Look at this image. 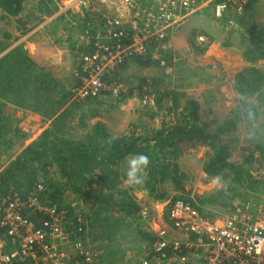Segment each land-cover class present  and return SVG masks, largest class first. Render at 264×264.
<instances>
[{"label": "trees", "instance_id": "obj_1", "mask_svg": "<svg viewBox=\"0 0 264 264\" xmlns=\"http://www.w3.org/2000/svg\"><path fill=\"white\" fill-rule=\"evenodd\" d=\"M25 1L27 0H0V20L9 25L16 18L15 26L17 29L23 27V34L32 29L28 27L31 15L20 18ZM58 1L47 0L48 6L39 5L41 15L34 16L37 17L36 24L44 20V13L51 16L58 10ZM100 6L101 3L94 0L89 7H81L85 8L81 15L88 22L86 34L92 37L105 24V16L113 14L108 6ZM198 34L208 36L204 31H193V44ZM208 38L211 41L209 36ZM17 39L18 37L15 40ZM13 43L12 34L4 28V32L0 34V148H5L4 158L9 162L0 169V201L4 196L17 194L21 203H24L23 213L38 226L44 216L38 212L33 213V207L28 208L27 203L31 198L63 210L69 221L85 217L87 225H84L81 233L83 241H86L89 234H93V240L96 241H112L123 231H131L134 225H137L139 235L153 241V234L140 229L143 214L141 205L133 194L134 188L124 187L126 172L122 165L126 163L127 157L136 153L148 155L151 164L147 169L145 182L135 187L146 191L156 201L168 199L169 192L165 188L168 183L173 184L178 192L174 198L189 201L201 211H204L203 206L207 202L224 207L232 206L231 200L236 195L264 192V180L258 179L251 172V166L259 158L252 151L238 162L235 150L232 149L233 141L228 138L229 134L238 129L244 113H247L245 117L250 125L259 121V106L249 99L264 94V74L256 66L259 60L264 59V48L261 46L263 42L248 46L243 54L251 66L235 76L234 88L240 95L241 103L233 116L225 119L217 128L211 129L208 122H203L199 101L187 99L185 104H181L174 91L170 95L160 94L158 97V106L162 110L164 98H170L172 105L166 107V110L176 114L174 122L167 120L160 128L144 127L140 132L123 135L113 134L100 120L89 124L92 118L100 115L92 98L86 99L87 102L84 103L71 102L64 109L72 97L71 90H65L60 96L55 78L39 68L21 45L4 54ZM156 50L161 52L163 58L153 60L152 53ZM199 52H205V49L199 47ZM173 56L172 51L165 50L159 43H153L146 58L135 56L134 60L142 65H155L164 60L170 65ZM146 83L144 80L143 84ZM140 90L141 95H144L142 87ZM56 97H59L57 101ZM53 100L56 102H51ZM87 104L89 107L83 110ZM17 106L39 113L46 121H51V124L14 155L11 150L18 144L16 136L26 137L16 123L18 119L14 113ZM78 115L77 126L85 130L80 136L74 134L76 125H73ZM260 126L264 127V123ZM110 136L118 137L112 145L106 142ZM201 147L209 149L203 162V171L207 177H231V180L224 186L225 189L219 191L218 196L212 193L190 198L185 195L190 177L181 170L178 161L185 153ZM255 147L262 151L264 157V144L258 142ZM39 183L43 185V189L34 191ZM92 184L96 188H92ZM75 201L89 203V213L86 209L75 206ZM5 232V229L0 228V234ZM85 244L87 245V241Z\"/></svg>", "mask_w": 264, "mask_h": 264}, {"label": "rangeland", "instance_id": "obj_2", "mask_svg": "<svg viewBox=\"0 0 264 264\" xmlns=\"http://www.w3.org/2000/svg\"><path fill=\"white\" fill-rule=\"evenodd\" d=\"M41 1H25V5L28 8L25 9L24 15H31L28 27L33 28L34 25L38 26L46 18L50 17L44 13V20L36 24L37 17L34 16L41 15V12L38 10L39 5L45 7L49 4L47 0L45 2ZM59 1L63 4L70 3L74 7V9L68 10V13L64 14L60 20H65V22L66 20H70L72 32L75 35L78 33L82 34L81 32L88 25V22L81 15V11L85 8L78 7L75 0ZM93 2L94 0H92ZM97 2L101 3L100 7L103 4L108 5L110 3L109 0ZM116 13L113 11L114 15ZM11 22L7 25L4 20H0V34L6 28L12 34V40L16 41L15 39L20 34L18 33L20 29H16L15 21L12 26ZM193 31H197L198 33L206 32L211 41H209L207 36L208 42L199 43L196 40L194 41L195 44H193L191 41ZM259 41L263 42L261 46L264 48V0H255L247 10L245 16L239 19L234 26H226L223 20L216 19L209 10L195 13L177 26L168 41L164 44L165 50H170L174 53L171 64L168 67L172 71H168V68L162 66L160 63L142 65L137 60H134V58L130 59L112 76V78L124 84L122 100L113 97L109 92H105L100 97H97L95 105L99 108L100 115L92 118L89 124L92 125L100 120L108 124V129L116 135L128 134L134 131L140 132L144 127L160 128L164 121L170 120L174 122L177 116L174 112L169 113L166 110V107L172 105L170 98H164L163 103H161L164 106L162 110L158 106V97L160 94L167 96L175 91V97L178 98L181 104H185L187 99L199 101L201 104L200 115L203 122H208L210 128L215 129L225 119L232 117L241 103L240 95L234 88L235 76L241 70L251 66V63L244 59L243 54L248 46H254ZM199 47L205 49V52H199ZM82 52L83 50L80 47L76 48L75 55L78 59L77 65L73 68L71 67L73 59L70 56L62 55L61 58H57L56 60L53 55L48 56V60L52 62L49 68L52 69V73L56 76L55 81L57 82L60 96L65 91L62 88L67 89V87H62L59 82L61 78L68 79L70 77V84L67 86L77 83L76 73L80 69L79 62L81 63ZM152 54L153 60L163 58L161 52L158 50ZM256 66L264 74V59L259 60ZM74 68H76L75 75H72L70 70L68 78L64 77L63 73L67 69ZM144 80L147 82L146 84H143ZM141 87L143 91L146 89L149 94L154 95L158 112H152L142 105L140 102ZM157 91H160V93L157 94ZM128 97L130 98L127 99ZM58 99L59 97H56V101ZM249 100L259 106V121H254L250 125L245 117L247 113H244L238 129L229 134L228 138L230 141H233L232 149L235 150V159L238 158V162L242 161L248 153L254 151L259 160L251 166V172L258 179L264 180V157H262V151L255 147V144L258 142L264 144V127L260 126V124L264 123V94L255 95ZM56 101L53 100L51 102ZM88 107V104L85 105L83 110H87ZM14 114L18 116L17 119L19 121L16 123L26 136L25 138H23L24 136H16L18 144L11 150L15 155L20 148H24L34 141L50 126L51 122L46 121L39 113L20 106L16 107ZM78 117L79 115L76 117L73 125H76L74 134L80 136L85 130L77 126ZM14 149L17 152L16 150L13 151ZM4 150L5 148H0V169L7 163V159L4 158ZM208 150L206 147H201L187 152L178 161L181 170L186 172L190 177L185 191V195L190 198H196L198 195L207 196L212 193L218 196L219 191L225 189L224 186L231 180V177L212 179L207 177L203 171V162ZM122 168L126 172L127 163H123ZM92 185V188H96L95 184ZM124 187L129 186L124 183ZM133 188V194H135L137 201L140 203L143 214L140 221V229L146 233L153 234L152 228L164 226V222L160 219V215L163 213V203L162 201L151 199L146 191L137 189L136 187ZM165 188L169 192L168 198L170 199L174 198L178 193L174 189L173 184L168 183L165 185ZM233 193H235V190ZM231 201H233V205H225L226 207L207 202L203 206L204 213L208 211L210 213L218 211L230 213L236 206L248 208L252 212H263L264 210L262 209L264 207V192L242 193L241 195H236ZM74 205L86 209L89 213L87 207L90 206L89 203L75 201ZM138 233L137 225H134L131 231H123L119 237L110 241L111 243L106 242L104 243L105 245H100L101 243L93 240L92 234L88 235L87 243L96 252L97 248L101 251L102 256L99 264H140L144 258L150 255L152 241L142 237ZM97 254L99 253L97 252ZM103 254H108L109 256H103ZM151 257L150 255L149 258ZM152 264L158 263L152 260Z\"/></svg>", "mask_w": 264, "mask_h": 264}, {"label": "built area", "instance_id": "obj_3", "mask_svg": "<svg viewBox=\"0 0 264 264\" xmlns=\"http://www.w3.org/2000/svg\"><path fill=\"white\" fill-rule=\"evenodd\" d=\"M254 1L109 0L106 6L117 13L106 15L105 24L93 37L87 34L90 49L81 55L72 99L83 101L109 92L122 100L124 84L112 76L126 61L147 56L153 43L164 48L175 28L195 13L209 10L226 26H234ZM75 3L80 8L89 7L92 0ZM197 40L208 42L202 34ZM160 64L170 66L164 60ZM143 92L142 105L158 112L154 95L146 89ZM37 189L43 185L37 184L34 191ZM162 203L160 219L170 228L153 230L152 257L140 264H152V260L158 264H264V210L252 212L236 206L230 213H204L181 198ZM27 206L33 207V213L43 214L40 226L23 213L24 203L17 194L0 201V228L6 231L0 234V264H96L97 252L81 236L87 225L85 217L69 221L63 210L44 205L37 198H31Z\"/></svg>", "mask_w": 264, "mask_h": 264}, {"label": "crops", "instance_id": "obj_4", "mask_svg": "<svg viewBox=\"0 0 264 264\" xmlns=\"http://www.w3.org/2000/svg\"><path fill=\"white\" fill-rule=\"evenodd\" d=\"M95 1H100V0H95ZM58 2H59L58 3V10L54 14H52L49 18H46L45 21H43L41 24H39L38 26H34L31 30H29L28 32H26L24 34L22 33V31H23V29H22L23 27H22L20 29V31H18V33H20L17 36L18 39L16 41H14V43L6 51H4V54H6L7 52H9L14 47L21 45L27 51V54L31 57V59L34 60L37 65H39V68H43L46 72H49L53 78H55L56 76L54 73H52V69L49 68V66L52 65L51 64L52 62H50V60H48V56L53 55L55 57V60L57 58H61L62 55L70 56L73 59V61L71 62V67L73 68L75 65H77V59H78L75 55L76 48L80 47L83 50V52L89 51V49H90L87 45L89 43L90 39L88 38V36L85 32L86 29L81 32L82 34L78 33L77 35H75L74 32H72V25H71L70 20H66V22H65V20H63V21L60 20V18L62 16H64V14L68 13L67 12L68 10L74 9L72 4H70V3L63 4L60 1H58ZM103 5H105V4H103ZM27 8L28 7L26 5H24V11ZM24 11L22 13L23 17L26 16V15H24ZM82 13H84V11H82ZM22 16H20V18H22ZM15 19L12 20V22H11L12 25L15 23L14 22ZM86 28H87V25H86ZM79 65H80V62H79ZM69 67H70V65H69ZM70 70L72 72V75H75L76 68L67 69L63 73L64 77L66 76L68 78ZM73 78L75 79L74 76H73ZM59 82L61 83L62 87H67V89L62 88V90H67V91L71 90L72 87L76 84L75 83L73 85L71 84V86H67L70 84V77L68 79L61 78L59 80ZM129 98L130 97H128L127 99H129ZM97 99L98 98H92L91 100L94 103H96L95 101ZM70 100L67 102L64 109L67 108L69 103L74 102L72 97ZM87 100H83V101H81V103L87 102ZM15 117L18 118L17 115H15ZM18 121L19 120H17L16 122H18ZM105 125L108 127V124L105 123ZM22 149H23V147L20 148L18 150V152H20ZM15 150L16 149H14L13 151H15ZM16 152H17V150H16ZM6 161H7V163L9 162L8 160H6ZM164 226L165 227L168 226V228H170L168 223H166V225H164ZM158 227L159 226H155V228H152V231L157 229ZM176 236L180 237L181 234L176 232ZM86 241H87V239H86ZM96 242L101 243L100 245H105L104 243H106V242L111 243L110 241H108L106 239L97 240ZM87 244L89 246H91L89 243H87ZM97 252L99 254H97L96 264H99V261H100L102 255H101V251H99L98 248H97ZM150 254H151V252H150ZM104 255L109 256L108 254H103V256Z\"/></svg>", "mask_w": 264, "mask_h": 264}, {"label": "clouds", "instance_id": "obj_5", "mask_svg": "<svg viewBox=\"0 0 264 264\" xmlns=\"http://www.w3.org/2000/svg\"><path fill=\"white\" fill-rule=\"evenodd\" d=\"M118 137L110 136L107 139V144L112 145ZM127 170L125 184L129 187L142 185L147 179V169L151 164L150 157L144 153H136L131 157L126 158Z\"/></svg>", "mask_w": 264, "mask_h": 264}]
</instances>
